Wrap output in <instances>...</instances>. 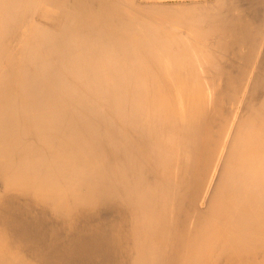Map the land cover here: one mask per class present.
I'll return each mask as SVG.
<instances>
[{
    "label": "bare ground",
    "instance_id": "6f19581e",
    "mask_svg": "<svg viewBox=\"0 0 264 264\" xmlns=\"http://www.w3.org/2000/svg\"><path fill=\"white\" fill-rule=\"evenodd\" d=\"M0 264H264V0H0Z\"/></svg>",
    "mask_w": 264,
    "mask_h": 264
},
{
    "label": "rangeland",
    "instance_id": "374dc122",
    "mask_svg": "<svg viewBox=\"0 0 264 264\" xmlns=\"http://www.w3.org/2000/svg\"><path fill=\"white\" fill-rule=\"evenodd\" d=\"M171 2H174V1H171Z\"/></svg>",
    "mask_w": 264,
    "mask_h": 264
}]
</instances>
